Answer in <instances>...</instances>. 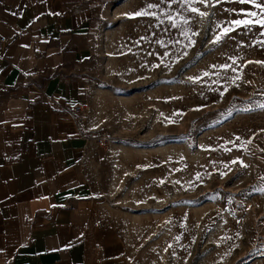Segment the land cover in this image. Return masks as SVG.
Returning <instances> with one entry per match:
<instances>
[{"label": "rangeland", "instance_id": "rangeland-1", "mask_svg": "<svg viewBox=\"0 0 264 264\" xmlns=\"http://www.w3.org/2000/svg\"><path fill=\"white\" fill-rule=\"evenodd\" d=\"M107 2L88 132L110 224L140 264H264V27L212 43L218 24L259 9ZM141 9L156 15H125Z\"/></svg>", "mask_w": 264, "mask_h": 264}, {"label": "crops", "instance_id": "crops-1", "mask_svg": "<svg viewBox=\"0 0 264 264\" xmlns=\"http://www.w3.org/2000/svg\"><path fill=\"white\" fill-rule=\"evenodd\" d=\"M109 9L107 0H0V264L136 260L108 220L88 132Z\"/></svg>", "mask_w": 264, "mask_h": 264}, {"label": "snow or ice", "instance_id": "snow-or-ice-1", "mask_svg": "<svg viewBox=\"0 0 264 264\" xmlns=\"http://www.w3.org/2000/svg\"><path fill=\"white\" fill-rule=\"evenodd\" d=\"M162 2H164V0H162ZM167 2L169 4H172V3H175L176 0H167ZM180 2L187 6L186 7L187 11H191L193 13H196L197 15H199L201 17H205V16L209 15L207 12L200 11V9L195 7L194 5L197 3H201L207 7L210 3V0H180ZM220 2H221V0H215V3H220ZM240 2L251 4L256 9H259V12H247L244 14L245 18L229 21L228 26H226V27H221V25L218 24L217 27L220 28L221 30H220V33L216 35V37L212 41V43H219L223 39V37L227 36L231 31H234L235 28L232 27L233 25L235 27L243 26V27L247 28L253 24H258L261 27H264V0H240ZM215 3H213L212 6H215ZM155 7H158V5H154V4H148L147 5L148 9H152ZM125 15L128 16L129 18H135V17H140V16H146V15H153L154 16L156 14L151 13L145 9H141V10H138V11L133 12V13H126ZM257 17H259V18H257ZM167 19L169 21H171L172 27H177V22L171 14H168ZM181 21L185 24L188 23V20L184 17H181ZM192 34L197 35L198 33H192ZM184 35L187 37V32H185ZM262 35H264V33H262ZM190 43H194V41H190ZM233 63H235V61ZM257 63H260V62L258 61ZM224 67H228V66H224ZM207 74L208 73H205V75H207ZM190 79H196V78H190ZM259 107L264 108V103L260 104ZM237 139H239V138H237ZM237 162H238L237 160L232 161V163H237ZM239 163L241 164V166L246 167V165H244L242 161H239ZM221 175L223 176L225 174L221 173ZM161 182H163V181H161ZM262 191H264V189H262Z\"/></svg>", "mask_w": 264, "mask_h": 264}, {"label": "built area", "instance_id": "built-area-1", "mask_svg": "<svg viewBox=\"0 0 264 264\" xmlns=\"http://www.w3.org/2000/svg\"><path fill=\"white\" fill-rule=\"evenodd\" d=\"M6 42V37L0 36V44H3ZM87 107L85 105L78 104L74 107V112L77 114H80L84 111H86ZM128 264H137L135 260H131Z\"/></svg>", "mask_w": 264, "mask_h": 264}]
</instances>
